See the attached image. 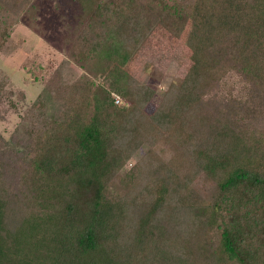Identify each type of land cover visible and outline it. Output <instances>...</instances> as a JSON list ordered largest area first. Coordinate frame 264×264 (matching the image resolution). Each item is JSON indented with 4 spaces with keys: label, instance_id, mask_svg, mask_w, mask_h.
I'll return each instance as SVG.
<instances>
[{
    "label": "trees",
    "instance_id": "trees-1",
    "mask_svg": "<svg viewBox=\"0 0 264 264\" xmlns=\"http://www.w3.org/2000/svg\"><path fill=\"white\" fill-rule=\"evenodd\" d=\"M2 1L5 37L36 8ZM121 1H74L68 56L80 73L58 87L55 68L44 90L62 92L58 118L27 152L0 150V264H264V135L247 123L264 113V1ZM187 15L191 63L149 113L154 90L128 63L157 25L179 35ZM225 65L242 80L253 72L245 99L221 93ZM118 175L128 187L112 200ZM198 176L207 195L194 192Z\"/></svg>",
    "mask_w": 264,
    "mask_h": 264
},
{
    "label": "rangeland",
    "instance_id": "rangeland-1",
    "mask_svg": "<svg viewBox=\"0 0 264 264\" xmlns=\"http://www.w3.org/2000/svg\"><path fill=\"white\" fill-rule=\"evenodd\" d=\"M74 1L76 0H32L30 3L35 5L36 9L31 17L18 16L20 19L18 20L17 16L13 18L10 16L7 18L6 14L1 16V18L5 17L7 22L14 19L18 22L15 25L10 23L5 37L1 35L3 28L0 27V150L27 152L31 147V139L42 133L45 120L48 117L56 120L58 118L60 108L64 104L59 98L62 92L55 86L54 96L49 94L46 98L44 90L47 78L51 72L55 71V68L60 72L59 77L56 74L57 79H55L58 87H62L59 84L61 81L69 85L80 73L75 62L73 63L68 56V47L75 35H72V31L70 32L67 26L76 25L75 15L79 13V5ZM100 1L111 5L122 2L121 0ZM162 1L172 0H154L149 5L161 4ZM177 1L186 3L199 0ZM1 3L5 8V3L8 5L4 0ZM92 3L94 4L95 1ZM187 16L189 18L186 19L179 35H173L162 24L157 25L128 63L127 68L134 79L141 83H148L154 90L155 97L150 99L144 107L149 113L155 110L159 98L170 83L180 82L191 63L187 42L194 31L195 21L189 15ZM263 21L262 18L258 20L264 30ZM261 54L260 51L259 55ZM258 60L261 62L259 66L262 62L264 63V58L262 59L261 56ZM62 66L64 67L61 68ZM231 67V65L223 67L220 91L221 93L229 91L236 98L245 99L244 86L251 79L253 72L248 68L244 76L246 79L242 80L235 71L236 68ZM115 96L119 97L118 104L127 105L128 102L123 96L118 94ZM41 100L42 106L38 104ZM247 123L259 126L264 135V113L251 115V120ZM164 138H160L154 147L157 146L160 156L166 158L169 152ZM142 147V149L146 148L144 145ZM141 152L142 150H139L133 154L126 169L130 163L139 158ZM193 185L196 187L194 192L201 196L207 195L213 189L211 183L202 176L196 177ZM127 187V182L118 175L112 179L104 192L113 200L112 197H115L113 195L122 194ZM233 263L236 264L232 261L231 264Z\"/></svg>",
    "mask_w": 264,
    "mask_h": 264
},
{
    "label": "built area",
    "instance_id": "built-area-1",
    "mask_svg": "<svg viewBox=\"0 0 264 264\" xmlns=\"http://www.w3.org/2000/svg\"><path fill=\"white\" fill-rule=\"evenodd\" d=\"M115 102H119V97L115 96Z\"/></svg>",
    "mask_w": 264,
    "mask_h": 264
}]
</instances>
